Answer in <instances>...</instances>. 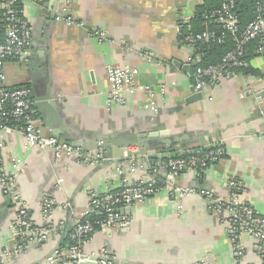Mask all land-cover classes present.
Here are the masks:
<instances>
[{
    "label": "crops",
    "instance_id": "1",
    "mask_svg": "<svg viewBox=\"0 0 264 264\" xmlns=\"http://www.w3.org/2000/svg\"><path fill=\"white\" fill-rule=\"evenodd\" d=\"M204 1L67 0L52 10L31 0L24 11L33 29V60L7 62L5 85L28 86L37 97L49 91L65 127L58 139L83 141L87 151L94 150L101 140L132 133L171 138L176 155L223 147L225 158L220 163L200 176L186 171L177 182L211 190L223 201L230 199L228 185L241 183L245 189L241 200L264 216V116L248 123L255 109L254 96L264 90V56L257 55L250 62L260 76L234 72L216 85L209 84L202 101L189 102L192 67L188 71L180 64L186 66L192 52L184 47L180 36L194 18L196 7ZM58 14L73 16L81 27L57 23ZM94 28L107 34L105 42L90 37L89 31ZM147 52L151 59L144 57ZM109 66L136 67L139 83L156 90L164 86L165 95L157 113L145 109L147 99L143 94L127 97L125 106L107 107ZM42 116L45 115L38 111L40 132L52 136L59 122L53 119V129H49ZM182 137L186 139L180 140ZM203 138L206 141L202 146ZM109 149L117 151L114 145ZM135 151L136 148L131 149ZM1 157L4 173L16 177L36 225L42 221L44 194L56 197L52 220L65 230L84 219L93 195H102L121 183L113 161L89 167L72 159L57 163L53 152L28 148L18 133L5 134ZM151 168L131 176L132 184L151 180ZM58 179L63 180L60 191ZM126 214L131 218L128 229L96 232L84 253L105 252L116 257V264H194L203 258L213 264H235L225 227L200 197L178 201L165 192L129 208ZM14 218L13 202L0 188V252L12 239L10 226ZM67 238L56 233L39 247L31 245L8 264H48V256L57 248L62 249ZM244 243L246 261L260 264L256 243L248 236Z\"/></svg>",
    "mask_w": 264,
    "mask_h": 264
},
{
    "label": "built area",
    "instance_id": "2",
    "mask_svg": "<svg viewBox=\"0 0 264 264\" xmlns=\"http://www.w3.org/2000/svg\"><path fill=\"white\" fill-rule=\"evenodd\" d=\"M29 1L31 0H0V188L3 194L12 200L15 209V218L10 226L12 239L14 236L19 237L13 250L5 246L0 252V264H8L18 258L35 243H45L49 240L51 232L60 235L64 232L63 226L56 225L52 220L58 203L52 194L43 195L41 224H33L16 177L3 171L1 143L5 134L18 133L24 137L28 148L53 152L57 163L63 159H72L89 167L110 160L106 155L104 142H99L95 151H87L74 143L43 135L40 132V120L32 89L28 86L9 88L5 85L6 63L28 62L33 50V29L24 11V6ZM219 3L218 9L207 12L203 17L207 25H215L216 29H207L199 33L190 32L182 38L184 47L192 52L187 58V65L193 70L189 72L193 88L199 92L207 90L209 84L216 85L235 71L246 68L247 48L252 43L258 44L257 54L264 56V0H255V18L245 29L241 28V21L235 10L236 0H219ZM55 21L68 27H81L79 22L68 14L56 15ZM89 35L100 43L107 39L104 31L95 28L89 31ZM227 41L232 43L233 48L219 64L199 65L202 60L201 55L196 53L199 45H223ZM144 57L151 59V54L147 52ZM106 72L110 84L106 98L107 107L125 106L127 97L143 94L147 99L145 109L153 114L157 113L159 101L163 100L165 95L164 86L156 90L154 86L139 83V70L136 67L109 66ZM224 157V149L219 148L205 156L194 154L187 158L156 162L151 168V180L135 184H132L130 177L140 170L137 164L118 167L120 187L109 189L102 195H93L84 213V219L90 216L99 219L94 223L91 221L76 223L69 234L71 246L53 251L46 262L80 264L97 257L99 261L96 264H116V257L105 252L85 254L84 247L96 232L128 229L131 226V218L126 214V210L143 205L149 199L166 192L178 201L193 196L206 200L208 209L220 219L226 229L234 263L253 264L246 261L247 248L244 237L248 236L256 243L260 264H264V216L241 200L240 195L245 192L241 183L231 182L228 185L231 191L230 199L223 201L211 190L185 187L177 182L186 171H194L200 176L209 167L220 163ZM162 172H165L164 178H161ZM158 183L160 186H157ZM62 185L63 180L58 179V191ZM194 264L213 263L203 258Z\"/></svg>",
    "mask_w": 264,
    "mask_h": 264
},
{
    "label": "water",
    "instance_id": "3",
    "mask_svg": "<svg viewBox=\"0 0 264 264\" xmlns=\"http://www.w3.org/2000/svg\"><path fill=\"white\" fill-rule=\"evenodd\" d=\"M67 0H38V3L40 6L49 9L51 8L52 10H55L57 5L60 4H66ZM182 31V25H180V32ZM180 38H183V35L180 36ZM33 52L31 53V56L28 61L33 60ZM184 70L190 71V66L186 65L183 66L180 64ZM192 96L190 98L189 102H197V101H202L206 90L199 92L196 91L194 88L191 90ZM33 99L35 101V107L38 109V111L45 115L42 116V120L45 123V126L49 129H53V119H57L59 122L58 128L53 129L52 131V136L54 137H60L62 134H64L65 127L63 126L62 121H60L59 117V108L56 105V102L54 99L51 97V93L47 91L45 95H42L40 97H37L36 94H33ZM264 90H261L260 92L256 93L254 96V111L253 114L248 120L249 122H252L256 119L261 118L264 116ZM45 113V114H44ZM186 137H182L180 140H185ZM68 140V139H67ZM74 141L76 145L85 147V144L83 141H78L77 139L70 140ZM204 140L201 139L202 146L204 145ZM69 142V140L67 141ZM100 142H104L105 144V149H106V155L110 159L109 161H113V163L116 164V167H120L123 163L127 164L128 166L132 165L133 163L137 164V167L140 170L143 169H150V167H154L156 162H162L165 160L173 159L175 158L174 156V150L173 148L175 147V142L174 140L169 139H161L159 138V135L156 133H151V134H137V133H132V134H125V135H120L116 137L115 139H109V140H101ZM72 143V142H71ZM99 143V142H98ZM97 146L94 150L95 151L98 147ZM110 145H114L117 148L118 153L116 152H111L109 147ZM163 147V149L158 147ZM132 148H136L137 151L131 152ZM167 152H170L169 154H164ZM195 154V152H190L183 154L184 156L187 155H192ZM108 163V162H106ZM142 167V168H141ZM139 170V171H140ZM199 188V187H198ZM72 228H65L64 232L61 234L62 239L67 238L68 235L71 233ZM11 232V231H10ZM55 232H51L50 236L55 237ZM19 240L18 236H14L12 240H10L8 247L10 250H13V248L17 245ZM43 243H35L33 244L35 247L41 246ZM57 248L56 250H58ZM55 251V250H54ZM53 252V251H52ZM22 256V255H21ZM19 256V257H21ZM13 261V260H12ZM97 261H99V258L97 257H92L89 261L86 262H81L80 264H96Z\"/></svg>",
    "mask_w": 264,
    "mask_h": 264
},
{
    "label": "trees",
    "instance_id": "4",
    "mask_svg": "<svg viewBox=\"0 0 264 264\" xmlns=\"http://www.w3.org/2000/svg\"><path fill=\"white\" fill-rule=\"evenodd\" d=\"M220 7L219 0H205L202 4L196 7L194 18L192 21L188 24V26L185 28V31L182 35H185L190 32L199 33L203 32L207 29H216L217 27L215 25H207L203 19L204 15L207 12L216 10ZM236 12L237 15L240 18L241 21V28L245 29L246 26L255 18L256 15V9H255V0H236ZM233 45L230 41H227L223 45H199L197 47V54L201 55L202 60L199 64L200 66H211V65H217L221 62L223 57L232 50ZM258 49L257 43H252L247 48V55L245 57V60L248 63L249 67H246L241 70L235 71L236 73H243L245 75H258L259 73L254 71L250 67L251 60L256 57ZM260 76V74L258 75ZM219 148H223L220 146H214L209 148H200L194 150L195 154L200 156H205L206 154L215 151ZM199 153V154H198ZM176 155V154H174ZM194 154H192L193 156ZM191 155L184 156L183 154H178L175 156V158H187ZM225 158V157H224ZM167 161V160H165ZM157 186H160V183H158ZM99 219V217L90 216L86 219L81 220V223H85L86 221L95 222ZM99 228L97 227V230ZM71 246L70 238L68 237L65 240V243H63L62 249L68 248Z\"/></svg>",
    "mask_w": 264,
    "mask_h": 264
}]
</instances>
